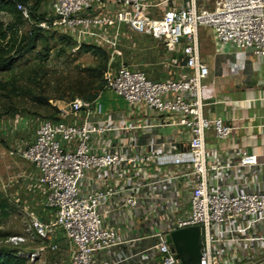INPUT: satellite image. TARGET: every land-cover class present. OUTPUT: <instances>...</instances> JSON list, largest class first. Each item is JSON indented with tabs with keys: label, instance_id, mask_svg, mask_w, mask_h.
Returning <instances> with one entry per match:
<instances>
[{
	"label": "built area",
	"instance_id": "obj_1",
	"mask_svg": "<svg viewBox=\"0 0 264 264\" xmlns=\"http://www.w3.org/2000/svg\"><path fill=\"white\" fill-rule=\"evenodd\" d=\"M48 7L41 27L68 35L76 48L92 44L109 53L105 88L130 105L175 117L161 124H115L103 119L96 101L75 97L57 119L44 118L18 154L34 166L52 212H26L25 232L11 236V243L39 239L27 255L31 260L57 252L64 237L69 264H183L167 237L199 225L198 264H264V191L225 190L223 166L207 161V132L225 139L232 127L204 112L209 67L199 42V29L207 26L218 42L264 55V0H49ZM16 8L32 22L28 5L17 2ZM128 32L162 42L177 76L153 80L125 63L121 46ZM157 126L183 127L188 144L165 139L155 147L133 138ZM258 164L256 153L241 154L239 167ZM183 179L189 195L185 213L168 186ZM148 187L165 192H152L156 204L150 211L143 203ZM111 211L123 212L125 223L109 224Z\"/></svg>",
	"mask_w": 264,
	"mask_h": 264
},
{
	"label": "rangeland",
	"instance_id": "obj_2",
	"mask_svg": "<svg viewBox=\"0 0 264 264\" xmlns=\"http://www.w3.org/2000/svg\"><path fill=\"white\" fill-rule=\"evenodd\" d=\"M34 5L35 0L28 2L29 8ZM48 9L47 1L41 12ZM37 15L42 16L40 12ZM0 20L8 24L15 19L9 13H1ZM23 21L19 35L29 37L42 18ZM49 31H43L46 39L38 40L30 51L20 55L12 68L0 71V200L8 203L9 210L8 216H0V249L22 252L26 258L41 241L30 236L26 242L13 244L10 237L25 232L26 212L47 216L52 211L45 205V191L37 184L34 166L18 154V149L32 142L44 118L58 116L70 100L83 92H92L102 83L95 75L101 57L76 48L73 41L62 38L63 33ZM121 49L125 63L142 69L153 80L178 74L167 58L165 45L150 36L128 32ZM105 90L109 89L104 82L102 91ZM69 261L70 245L61 237L57 252H46L36 260L27 258L23 264Z\"/></svg>",
	"mask_w": 264,
	"mask_h": 264
},
{
	"label": "crops",
	"instance_id": "obj_3",
	"mask_svg": "<svg viewBox=\"0 0 264 264\" xmlns=\"http://www.w3.org/2000/svg\"><path fill=\"white\" fill-rule=\"evenodd\" d=\"M201 60L209 67V75L203 81L202 98L207 117H222L231 125L227 138H218L213 130L206 134L208 163L220 162L221 183L224 189L235 192L244 186L247 191H264V55H255L251 50L241 51L233 43H220L212 28L199 29ZM106 121L120 124L165 123L174 114L158 115L141 105H130L112 90L100 92L97 99ZM141 144L155 147L163 140L173 141L177 146L188 144L190 135L181 126L146 127L134 136ZM244 151L256 153L259 164L249 168L239 167ZM214 174H212V178ZM176 192L182 203L183 213L189 209V195L186 180L168 185ZM143 203L149 211L156 204L158 192L148 187L144 190ZM156 212V211H155ZM153 212V213H155ZM109 224H124L123 212L111 211Z\"/></svg>",
	"mask_w": 264,
	"mask_h": 264
},
{
	"label": "trees",
	"instance_id": "obj_4",
	"mask_svg": "<svg viewBox=\"0 0 264 264\" xmlns=\"http://www.w3.org/2000/svg\"><path fill=\"white\" fill-rule=\"evenodd\" d=\"M29 1L30 0H0V14L9 13L15 19L13 23L8 24H5L2 20H0V71L12 68L16 59L20 55L30 51L38 40H45L46 36L42 34L43 31L50 32L49 30H44L42 27L37 26L36 30L33 31L29 37H21L19 35V25L22 24L25 19L23 18L21 12L17 10L16 3L22 2L28 5ZM47 1L49 2V0H35V5L33 7L30 6V14L33 19L35 18L36 20H39L40 17L43 18L46 15V13L41 12V10L44 2L46 3ZM38 12H40L42 16H38ZM52 32L56 33V31ZM62 38L68 41H73L72 38L66 34H63ZM80 49L84 52H91L102 59L100 69L98 70V73L95 74L101 78L102 83L92 92H83L80 96H76L89 101H94L97 99L104 87V72L108 65L109 53L105 49L92 44H83ZM47 118L57 119V116ZM7 207L8 203L0 200V216L9 215ZM26 261L27 258L25 256L18 255L16 250L0 249V264H23Z\"/></svg>",
	"mask_w": 264,
	"mask_h": 264
},
{
	"label": "water",
	"instance_id": "obj_5",
	"mask_svg": "<svg viewBox=\"0 0 264 264\" xmlns=\"http://www.w3.org/2000/svg\"><path fill=\"white\" fill-rule=\"evenodd\" d=\"M174 244L176 257L183 264H198L201 262V228L199 225L173 231L167 237Z\"/></svg>",
	"mask_w": 264,
	"mask_h": 264
}]
</instances>
